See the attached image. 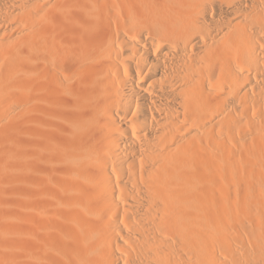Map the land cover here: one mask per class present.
Wrapping results in <instances>:
<instances>
[{"label": "bare ground", "instance_id": "6f19581e", "mask_svg": "<svg viewBox=\"0 0 264 264\" xmlns=\"http://www.w3.org/2000/svg\"><path fill=\"white\" fill-rule=\"evenodd\" d=\"M0 264H264V0H0Z\"/></svg>", "mask_w": 264, "mask_h": 264}, {"label": "rangeland", "instance_id": "374dc122", "mask_svg": "<svg viewBox=\"0 0 264 264\" xmlns=\"http://www.w3.org/2000/svg\"><path fill=\"white\" fill-rule=\"evenodd\" d=\"M26 210V209H25ZM28 215H29V209L28 210H26V211H24V214H23V216H21L20 218H18L17 219V222H18V224H20L19 225V228H22V229H18V233H17V238L19 239L20 237L19 236H21V238L20 239H22V237H24L23 235H25L24 233V228L26 229L27 227H30L31 226V224H30V222L27 220V217H28ZM21 226V227H20ZM22 232H23V235H22ZM19 235V236H18ZM16 238V237H15ZM22 240H24V238L22 239ZM24 257V256H23ZM22 257V258H23Z\"/></svg>", "mask_w": 264, "mask_h": 264}]
</instances>
